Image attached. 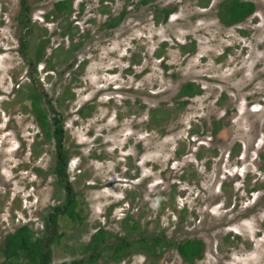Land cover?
<instances>
[{
	"label": "rangeland",
	"instance_id": "374dc122",
	"mask_svg": "<svg viewBox=\"0 0 264 264\" xmlns=\"http://www.w3.org/2000/svg\"><path fill=\"white\" fill-rule=\"evenodd\" d=\"M59 1L73 3L71 36H63L65 25L51 15ZM206 1L159 0L141 7L136 0H26L34 25L26 33L21 0H0V246L24 225L42 235L50 209L66 196L53 174L55 141L46 140L25 106L30 70L20 42L26 37L30 57L41 40L49 41L34 78L62 117L67 175L82 218L75 223L60 219L62 238L52 246V264L84 258L83 246L99 229L120 233L126 219H140L142 229L173 226L169 234L177 232L171 220L182 206L187 217L176 238L202 237L209 249L202 264H232L245 253V264H250L264 254L261 218L250 205L237 212L247 211L249 221H237L240 235L228 238L239 245L229 250L222 242L228 230H217L224 216L211 213L234 193L219 177L225 168L220 155L226 160L229 149L241 141L248 170L256 159L264 165L257 158L264 155V0H243L254 3L256 13L234 27L218 20L224 0L198 7ZM156 6L176 11L156 25ZM121 13L125 18L118 27H104ZM188 83L202 94L179 100ZM224 117L228 127L215 142L221 152H213L220 168L191 169L197 151L209 158L213 149L202 133ZM190 149L192 155L180 160L177 154ZM225 164L233 166V161ZM258 173L264 185V168ZM256 203L262 213L264 191ZM217 245V252L212 251ZM129 264H144L143 258Z\"/></svg>",
	"mask_w": 264,
	"mask_h": 264
},
{
	"label": "trees",
	"instance_id": "16d2710c",
	"mask_svg": "<svg viewBox=\"0 0 264 264\" xmlns=\"http://www.w3.org/2000/svg\"><path fill=\"white\" fill-rule=\"evenodd\" d=\"M156 0H143L142 5H148L150 2ZM212 0H207L200 3L201 7H207ZM30 8L26 0H21V13L20 23L26 33H31L34 25L29 22ZM255 12V5L251 2H243L241 0H225L218 6V18L221 24L225 27H232L239 25ZM72 6L67 2H59L55 5V10L51 15L58 19L62 14H69L71 16ZM175 13V9L158 10L155 16V24L160 25L168 21L169 17ZM125 14L121 13L116 18H111L106 22L104 27L112 29L120 25L124 19ZM63 36H71L70 26L65 27ZM48 40H41L37 46L34 56H29L30 41L26 37L21 41V54L23 59L27 62L30 70L29 79L30 85L26 88V100L31 101L32 110L35 121L37 122L40 130L44 133L47 141L54 140L56 144V165L53 169V174L58 180V184L64 189L66 196L64 203L50 209L48 217L45 221L44 231L42 235H38L29 226L24 225L16 229L13 233L8 234L3 244L0 246L1 264H52V246L62 238L59 234V221L60 219H68L71 222H81L80 208L76 196L72 190L69 177L67 175L68 166V151L65 149V131L63 126L62 117L58 114L53 106L52 100L44 93L43 89L37 86L34 81L35 74H37V66L43 62L46 55ZM78 47H75L77 49ZM50 63V61H48ZM202 91L195 84L188 83L184 85L178 95V99L191 98L195 95H201ZM185 103L179 102V106ZM47 107V108H46ZM53 115L51 119L49 115ZM124 228L132 227L130 224L131 219H126ZM138 227V224H135ZM111 235L103 230L91 238L90 242L83 246L84 253H90L89 259L75 260L65 262L62 264H94V254L98 252V246L104 245L110 240ZM117 238V236H115ZM120 241H126L121 239ZM149 240H141L139 243L147 245ZM144 242V243H143ZM114 244V243H113ZM112 244V245H113ZM123 248L119 247L117 254H120ZM180 254L185 260H193L194 258H201V244L189 242L186 245H181L179 248Z\"/></svg>",
	"mask_w": 264,
	"mask_h": 264
},
{
	"label": "flooded vegetation",
	"instance_id": "af4514ba",
	"mask_svg": "<svg viewBox=\"0 0 264 264\" xmlns=\"http://www.w3.org/2000/svg\"><path fill=\"white\" fill-rule=\"evenodd\" d=\"M41 1H43V0H41ZM136 1H137L135 4L136 6L137 5L141 6V7L147 6V5L141 4L143 2V0H136ZM157 1H159V0H156L155 2L154 1L150 2L148 4V6L152 5L153 3H156ZM241 1H243V0H241ZM59 2H67V3L71 4V6L73 5V3L71 1H59ZM59 2H56L54 4L53 10H55V5ZM243 2H247V1H243ZM200 3H204V2H198V7L202 8V9H206L210 6V4H209L207 7L203 8L200 6ZM154 8H155V14L153 17L154 22H155V16H156L158 10L175 9V11H176V8H166V7H161V6H156ZM255 13H256V6H255L254 14ZM70 17L71 16H69V14H62L60 16V18L57 19L58 23L62 22L65 25L62 27L63 32L66 31L65 27L70 26V23L68 21L70 19ZM53 19H54V17H53ZM218 20H219V18H218ZM219 22H220V20H219ZM235 26H237V25H235ZM232 27H234V26H232ZM115 28H112V29H115ZM67 36H69V35H67ZM20 47H21V42H20ZM20 50H21V48H20ZM20 54H21V52H20ZM21 56H22V54H21ZM29 74H30V72H29ZM35 82H37V81H35ZM17 93H19L18 90H17ZM22 104L24 105L23 101H22ZM25 106L28 107L29 111L32 110L31 101L25 100ZM231 123H233V121L229 122V124H231ZM227 127H228V123H226L225 117L220 119V120H215V121L211 122L210 128L208 127V130L206 132H203L202 134H204V133H206V135L208 134V136L210 138L209 139L210 140L209 145H210V148H213V149L210 150V152H209L210 153L209 158L204 157L201 153H199L197 151L195 156H193L194 157L193 162H191V163L189 162L188 166L191 169H195L199 165H201L202 171L198 170L200 173L203 171H205V172L212 171L213 168L214 169L220 168L221 165L215 167L217 165L216 164L217 159H215V156H217L216 155L217 152L220 151V149L217 147V144L215 145V142L221 138L220 135L224 132V130ZM196 134L197 133H195L194 136ZM204 136H202V137H204ZM191 151H192V149H190L189 152L184 154V155L180 151L177 155L180 156V160L188 159V154H190ZM213 152H214L215 156H214ZM246 154H247V151L245 149L244 143L241 141H237V143L229 149V152L226 156V160L228 162L230 160L233 161V166L232 165H229V166L226 165L225 164L226 160L221 158V155L219 156L220 159L218 158L219 160H223L224 165H225V168L224 169L222 168V171L220 172L219 177L222 180H224L225 185H230L233 188L234 193H233V196L231 198H230V196L232 195V193H230L228 195V199L225 200L226 203L224 205L223 204L217 205V206L220 205L217 212L214 209H212L211 213L214 216H216V215L217 216H224V222L221 223V225L219 226V228L217 230H219L220 228H225L228 230L227 235L225 237H223V239H222L223 246H225V245L228 246L229 247L228 250L230 248L233 249V247L239 245L238 244L239 242H235L232 244L230 239L228 238V236L233 235V234L236 236L240 235V232L235 230L237 223H238L237 221L239 219H242V218L243 219L247 218L246 215H248V214H247V211H242V214L241 213L237 214V212L239 210H242L243 208H246L248 205H250V210L252 213H255L256 215H260V218H261L260 230H264V211L261 213L262 208L260 205H258L256 203L260 194L264 191V185H263V183H261L263 180L261 179V177H257L259 175L258 171L263 169L264 165H259V163L257 162V159H256V161H253V163H252L253 170H255V172H253V170H248V167L246 164L247 163V155ZM190 155H192V154H190ZM257 158H259L258 159L259 162L261 160L264 161V155H261V156L258 155ZM185 177L186 176L182 177L181 179H185ZM191 177H194V171H193V174L191 175ZM228 178H230V180ZM231 183H233L234 187L231 185ZM222 186H223V184H221V186L219 188L220 193H222ZM170 200H174V197L170 196L169 201ZM230 202H232L233 205H230L229 204ZM176 204L178 205V203H176ZM162 205L164 207H166L167 204L161 203V206ZM198 206L199 205H196L197 208H198ZM185 210L186 209L184 206L179 208L180 213L178 214L176 212V214H178V216L171 220V222H173V221L175 222V223H172L173 225L177 224V228H176L177 232H178V230H181V226L184 227V225H185L184 221L186 220V217H187V211H185ZM174 211H176V210L174 209ZM195 219H198L197 216H195ZM244 221H249V220L245 219ZM130 224L132 225V227L124 228L122 226L121 232L116 233V234L108 233L103 229H99V230L105 231L106 233L111 235V237H110V240H108V242L105 245L103 243V244H100L98 246V252L95 253L94 257H93L94 259L96 258V260L94 261V264H129V262L134 260L136 257H138V258L142 257L144 264H202V262L204 261V259L207 257V255L209 253L208 252L209 249H208L207 245L205 244L204 239L202 237H199V235H196V233H195V236L192 238L178 240L176 238L177 237L176 231L172 230L173 233H170L172 235L169 234V231L173 226L172 227H166L164 229L163 228L160 229V227L157 228V227H151L150 226L151 227L150 233L148 235H146V232H148V228H150V227H148V225H147L145 228L142 229V227L140 225V219L132 218ZM135 224H138V227L135 226ZM240 224L244 225V223H240ZM99 230L95 234H97L99 232ZM115 236H117V238ZM125 238H126V241H120L121 239H125ZM144 239L149 240L146 246L139 243L141 240H144ZM234 239L241 240V238H239V237H234ZM259 239H260V237H258L257 241H259V243H260L261 239L260 240ZM189 242L201 244V258H194L193 260H185L183 258V256L180 254L179 248L181 245H186ZM240 246L244 249L246 248V246L243 243ZM253 246H254L253 249L255 250V252L259 250L258 244L255 243V244H253ZM119 247H121L123 249H122L120 254H117ZM215 249L216 250H212V247H211L210 250L217 252V250L219 249V245H217ZM82 255H84V258H82V259H89L91 257L90 253H84L83 250H82ZM261 258L264 259V254L260 255V257L258 259H255V258H254L255 260L252 259L250 261V264H262V263H260ZM240 259L242 261H235L232 264H237V263L245 264L248 261L247 254L245 253L244 257H240ZM258 260H260V261H258ZM220 261H221V259H220ZM228 264H230V263H228Z\"/></svg>",
	"mask_w": 264,
	"mask_h": 264
}]
</instances>
